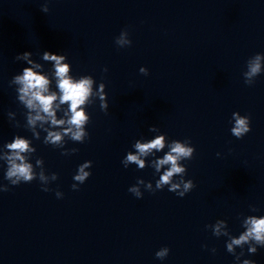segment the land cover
<instances>
[{
	"label": "clouds",
	"instance_id": "1",
	"mask_svg": "<svg viewBox=\"0 0 264 264\" xmlns=\"http://www.w3.org/2000/svg\"><path fill=\"white\" fill-rule=\"evenodd\" d=\"M117 43H124V41H117ZM28 53H25L27 56ZM44 58L47 60L55 61L56 76L59 79L58 87L62 93L60 96V103H69L71 118L67 123L75 128V131L70 127L65 129V135L69 132L71 137L74 140L80 141L86 135L83 130V126L88 119L83 110L80 109V106L85 104V101L88 99L91 93L92 80L90 78L80 79L78 82H74L71 78L68 77L67 73L69 71L66 64H62L61 61L64 59L63 56H58L56 54L45 53ZM260 56L255 58V61L250 63V71L247 74L249 77L256 75L260 72ZM106 72L107 69L105 68ZM142 73H146L145 69L140 70ZM15 83L20 84L19 88V99L24 102V104L29 109H38L37 114L29 116L28 122L30 125H34L36 121L45 120V116L40 113L46 114V116L51 120L53 125H62L65 123L64 120H57L56 113L54 111V101H56L57 96L55 93L47 94L49 81L42 75H39L32 71L31 68H25L23 70V75L15 77ZM103 85H101V89ZM58 107V106H57ZM102 108L106 105H101ZM235 124L231 129V132L237 138L242 137L245 133L250 131L248 118H242L238 113H233ZM47 140L53 144L61 141V134L59 132H49ZM164 138L161 136L151 143H137L136 148L138 149L141 155L151 152L152 149H162L164 147ZM6 147L12 151V155L8 156L9 168L5 174V179L10 181L13 186L19 185L21 182L29 183L34 179V174L31 168V165L24 162V157L21 153L29 151L28 142L24 139L17 138L13 143L7 144ZM194 149L192 147H186L184 144L179 142H174L171 147V152L164 156L163 159L159 160L157 163V169L160 166L165 164H170L171 167L166 171L157 182V188H161L163 185L169 184L171 178L174 174L183 173L184 169L177 164L178 159L180 158H190L193 155ZM20 163H17V161ZM128 161L136 162L141 168L144 166V162L140 160L135 155H128ZM88 165L85 164L79 168V174L74 177L76 181H79L80 184H83L90 176L89 172L84 171V168ZM41 179L43 177L41 176ZM151 186L149 185V188ZM180 187V184L173 183L171 184V191H175ZM184 191L177 193L178 196L183 197L185 192L194 187L193 182L189 181L183 185ZM73 190H78L75 184L72 185ZM43 191H48L47 189H42ZM9 191L8 188H5L3 192ZM139 197L140 193L138 189H131ZM61 193L57 192L59 197ZM249 227L248 230L240 235L238 239H233L230 244L227 245L229 252L233 250V246H240L247 243L250 239L256 241L259 244L264 245V219H255L250 218L246 222ZM219 229H217L218 231ZM250 252H255V248H250ZM168 253V249H164L156 253L158 259L163 258ZM244 264H254L253 261H244Z\"/></svg>",
	"mask_w": 264,
	"mask_h": 264
}]
</instances>
